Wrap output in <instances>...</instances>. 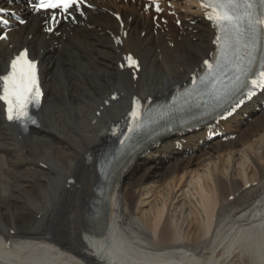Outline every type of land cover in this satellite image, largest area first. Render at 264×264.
Instances as JSON below:
<instances>
[{
  "label": "bare ground",
  "instance_id": "1",
  "mask_svg": "<svg viewBox=\"0 0 264 264\" xmlns=\"http://www.w3.org/2000/svg\"><path fill=\"white\" fill-rule=\"evenodd\" d=\"M10 7L27 22L0 41V74L27 47L45 95L26 133L0 104V264H264V90L224 121L146 140L106 177L97 167L133 97L167 99L214 50L199 0L174 8L180 25L154 22L137 2L97 0L52 33ZM127 53L138 72L120 67ZM217 128L234 138L208 140Z\"/></svg>",
  "mask_w": 264,
  "mask_h": 264
},
{
  "label": "snow or ice",
  "instance_id": "2",
  "mask_svg": "<svg viewBox=\"0 0 264 264\" xmlns=\"http://www.w3.org/2000/svg\"><path fill=\"white\" fill-rule=\"evenodd\" d=\"M84 7L91 8L93 5L88 0H34L32 4L34 12L44 11L49 14L48 32H54L55 26L62 20L76 21L77 13L85 15ZM200 7L204 10V17L216 31L213 40L216 46L214 58L212 61H203L207 73L205 77H200V83L211 77L213 88L227 80L231 91L246 89L239 100V104H242L257 91L264 90V56L260 57L259 67L256 68L257 51L261 36L264 35V0H200ZM150 8H154L156 13L163 11L160 0H152L150 5L145 6V11ZM4 11L0 9V12ZM116 16L119 20V15ZM19 22L23 24L26 21L21 19ZM8 39V31L0 33V40ZM115 42L119 45L122 41L116 37ZM125 59L130 62L129 67L137 64L131 55ZM123 66L122 64L121 67ZM229 72L232 73L231 76L228 75ZM192 83H197L195 74ZM225 87L228 88L229 85ZM41 97L37 62L30 58L28 49L25 48L11 59L6 73L0 74V102L4 106L7 120L17 122L25 130L28 124L35 125L37 120L30 108H38ZM129 115L134 120L138 117L135 109ZM132 130L130 125L129 132ZM126 139L127 135L120 143L123 144Z\"/></svg>",
  "mask_w": 264,
  "mask_h": 264
},
{
  "label": "rangeland",
  "instance_id": "3",
  "mask_svg": "<svg viewBox=\"0 0 264 264\" xmlns=\"http://www.w3.org/2000/svg\"><path fill=\"white\" fill-rule=\"evenodd\" d=\"M149 194H150V196H149ZM147 195H148V197H147V196H145V197H147V199L150 200L149 197H151V193H148ZM154 197L158 198L157 195H156V193L153 194V196L151 197V199H152V198L154 199ZM151 201H152V200H151ZM151 201H148V202H151ZM148 202H146L145 206L143 207V209H145V211H147L148 208H150ZM185 221H186V222H185ZM185 221H184L185 224L183 225L182 230H183L185 233H187V232H190V229H189V228H190V223H191V222L189 223V221H190L189 217H188ZM187 223H188V224H187ZM186 227H187V230H186ZM183 231H182V232H183ZM186 231H187V232H186ZM184 232H183V235H184ZM190 233H191V232H190ZM190 233H187L186 235H189V236H190ZM186 235H184V236H186ZM187 238H188V237H187Z\"/></svg>",
  "mask_w": 264,
  "mask_h": 264
}]
</instances>
